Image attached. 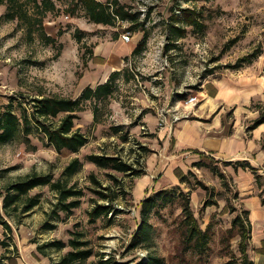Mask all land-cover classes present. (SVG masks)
Returning <instances> with one entry per match:
<instances>
[{"label":"rangeland","instance_id":"1","mask_svg":"<svg viewBox=\"0 0 264 264\" xmlns=\"http://www.w3.org/2000/svg\"><path fill=\"white\" fill-rule=\"evenodd\" d=\"M54 1L59 11L45 19V30L56 38L54 43H47L38 33L28 37L18 20L1 17L5 6L0 5V106L15 98V103L22 100L30 109L31 99L41 92L76 98L86 86L104 82L102 71L111 68L106 62L110 46L124 31L131 33V39L124 42L126 46L118 42L117 48L133 50L143 36V32L129 29L128 21L116 26L96 24L83 10L74 16L66 13L70 0ZM120 1L137 12L140 20L145 19L147 44L142 53L131 52L121 58L126 73L117 79L108 102L99 104L97 122L89 106L77 113L75 128L87 136L88 142L78 152L58 153L34 129L28 140L20 136L0 144V206L2 219L10 226L0 223V264H12V259L17 264L59 262L73 249L71 239L82 241L81 248L92 250L88 258L73 264H102L101 260L137 264L150 256L161 259L162 264H230L239 256L238 236H233L229 228L235 214L250 208L247 204L259 197L256 181L249 176L235 179L230 173L235 170L232 164L206 154L202 158L205 165L195 167L188 162L195 175L171 182V171L165 170L172 160L179 159L171 152L172 135H168L170 144L165 138L176 120L209 115L215 106L206 104L207 98L219 88L236 92L228 93L223 103L225 119L233 121L236 105L248 104L247 111L258 115L264 111V0ZM186 9L199 12L202 27L188 26L184 36L173 39L172 16L183 18ZM78 29L84 33L81 43L75 36ZM172 41L175 46L166 49ZM246 91L255 94L251 100L235 101L237 93ZM92 153L118 156L145 173L131 175L100 167L87 159ZM75 157L81 160V168L75 174H63ZM33 172L52 173L54 179L82 188L79 206L69 213L62 210L59 194L50 185H41L28 193L39 195V203L30 209L25 210L27 196L4 207L7 186ZM144 179H149V185L140 192L138 187L142 188ZM196 180L213 188L216 204L203 206L209 194ZM165 189L174 190L173 202L162 205L158 201L142 211L144 199L156 198L157 192ZM99 190L115 191L117 195L110 201L103 199ZM179 191L190 197L200 227L208 230L210 238L202 252L184 249L185 222ZM96 203H110L112 212L92 221L89 211ZM255 223L248 251L260 264L259 252L252 244L264 222L258 218ZM143 225L148 226L146 236L134 242ZM53 240L66 245L45 248L47 255L38 250V245Z\"/></svg>","mask_w":264,"mask_h":264},{"label":"trees","instance_id":"2","mask_svg":"<svg viewBox=\"0 0 264 264\" xmlns=\"http://www.w3.org/2000/svg\"><path fill=\"white\" fill-rule=\"evenodd\" d=\"M0 5L5 6V12L1 15L6 20H18L19 23L25 26L27 35L33 38L36 33L47 43H54L56 38L48 34L45 30V19L49 13H56L59 11V7L54 0H0ZM83 10L89 21L96 24H103L106 26H116L121 21H128L130 23L129 29L134 32L141 31L143 36L141 40L136 44L132 50L133 54H140L146 48L148 33L145 28V19L140 20L139 14L131 10L128 4L122 3L120 0H70V3L66 6L65 12L74 16L77 11ZM199 12L195 10L186 9L183 18H179L177 14H174V22L170 26V37L177 39L182 37L187 32V27L191 26L192 29L201 28L202 22L198 19ZM181 21V25L178 24ZM61 33V29L58 30ZM83 31L78 29L75 32L78 43H81L83 38ZM118 34H115L116 39ZM175 46V42H170L166 49ZM261 51V49L259 50ZM258 53V52H257ZM248 59L243 57L242 60ZM235 64L234 66H238ZM126 68L120 70H114L110 73L107 80L103 83L97 84L95 87L86 86L81 94L76 97H64L58 94H45L39 93L31 99L32 104L30 109L23 104L22 100L12 98L6 103L0 106V144L6 143L17 137L22 136L28 140L36 129L41 132L46 138L47 142L53 146L58 153H75L80 150L87 142V136L78 128H75V118L77 113L85 110L88 106L94 113V120L97 122L99 116V104L107 103L109 97L116 89V81L122 75H125ZM15 100V101H14ZM18 109V111L16 110ZM264 122V111L252 121L251 128L258 126ZM118 130L117 127L114 128ZM151 152L152 150H147ZM198 153L200 158L193 162V166L205 165L202 158L206 156L204 152L194 150ZM87 159L96 165L103 168H111L125 174L141 175L144 174L143 169H136L133 164L128 163L122 158L109 155V154H88ZM213 159V156H209ZM81 160L78 157L73 158L64 168L63 174L72 175L75 174L81 168ZM227 164H232L237 170L239 167L243 169H250L254 174L256 183L260 188L259 196L260 202L264 206V174L260 173L259 168L253 166L248 160L241 159L236 161H225ZM4 169V171H7ZM0 171V177L2 176ZM188 174H194L190 169L187 173L179 175L181 181L187 178ZM219 176L222 179L226 178L224 172H220ZM95 180V179H94ZM96 181V180H95ZM197 184L202 185L208 193V198L203 201V206L216 204L217 201L213 198L214 192L208 184H205L202 180H196ZM228 181L224 183L227 184ZM50 185L59 194V204L61 209L71 212V209L79 206L81 203V197L84 194L82 188H77L74 185H67L62 179H54L52 173H38L33 172L25 175L23 178L10 183L7 186L8 192H6L3 201L4 207L21 201L23 196L26 197L25 210L30 209L34 205L39 203V195L28 196L30 190L37 186ZM111 191L112 189L106 188ZM209 191V192H208ZM103 199L112 201L117 193L97 191ZM181 194V207L184 214L185 231H184V249L189 251L190 249H196L202 252L208 244L209 233L208 230H203L194 214V211L190 204V197L187 193L179 191ZM175 197L174 190L165 189L157 192L156 198H146L142 201V211L151 209L158 201L162 205L173 202ZM0 206V223L10 228L9 224L2 219V210ZM112 212V205L110 203L101 204L96 203L89 211L90 218L95 221L100 216H107ZM250 211L244 208L240 212H237L232 218L231 227L229 231L233 236H238V250L239 256L231 259L230 264H253V259L249 256V244L252 238V224L249 219ZM147 225H143L140 230L134 236V242L139 241L140 237H145L147 233ZM264 232V230H263ZM66 244L61 240H53L46 244L38 245V250L44 255H47L45 248L56 247L58 249L64 247ZM70 245L73 247L59 262H51L50 264H73L76 261H83L92 255L90 248H81L82 241L71 239ZM259 253L264 254V238L261 241V246L257 248ZM102 264H109L106 260H101ZM12 264H17L16 260L12 259ZM137 264H162V260L156 257L150 256L144 262H138Z\"/></svg>","mask_w":264,"mask_h":264},{"label":"crops","instance_id":"3","mask_svg":"<svg viewBox=\"0 0 264 264\" xmlns=\"http://www.w3.org/2000/svg\"><path fill=\"white\" fill-rule=\"evenodd\" d=\"M120 41L123 42L122 45L126 46V43H124L121 38L118 41L116 40V43L110 46L108 61L106 59V62L108 65L110 64L111 68L102 71V80L104 82L112 71L123 68L124 62L121 58L132 52L131 48L127 50L117 48L116 44ZM97 52L96 54L106 57L105 54ZM100 83H96V85ZM96 85L92 87H95ZM224 90L226 89L219 88L216 93L212 94L210 92V97L207 98L206 104L209 106H215V108L209 113V115L205 117L198 115L195 119L191 120H176L172 130L168 132L167 137L165 136V143L170 144L168 135H172L170 139L172 141L171 152L173 156L179 159L178 161L172 160L167 165L165 173L171 171L169 181L176 182L180 174L186 173V170L190 169L188 162H192L193 166V162L199 159L196 158L199 154L194 152V150L204 152L205 154L216 157L217 159H222L223 161L246 159L253 166L259 168L260 173L264 174V122L254 128L250 127V124L258 116V113L255 114V112H248L245 107L248 106V104H245L242 107L236 105L234 108L233 121L225 119L222 112L224 111L223 103L227 102L228 93L233 95L236 92L231 93ZM253 95L250 94L249 91H246L245 93H237V96L234 99H236L235 101H239L240 99H243V101H246L247 99L251 100V98L254 97ZM209 99L213 101L215 100L219 103H217V105L209 104L211 103ZM157 167V169H159L160 165L158 164ZM171 167L173 168L171 169ZM147 169H149V167H147ZM230 173L235 179L240 178V180H242L243 176H249L248 178L251 179V181H256L254 174L250 169L240 168L237 170L235 169ZM144 181L145 182L141 185L142 188L138 187V191L140 192L149 185V179H144ZM240 190L242 191L243 189L241 188ZM252 203L253 204H247L250 206V208L247 207V209L250 211L249 219L252 224L253 238V231L256 229L255 221L257 222L258 218H260L263 219L264 222V206L260 202V196ZM263 230L264 223L259 226V235L254 243L252 242L254 248H259L261 246V241L264 238ZM258 254L260 261H262L260 264H264V254ZM253 261L255 264L256 260H254V258Z\"/></svg>","mask_w":264,"mask_h":264},{"label":"built area","instance_id":"4","mask_svg":"<svg viewBox=\"0 0 264 264\" xmlns=\"http://www.w3.org/2000/svg\"><path fill=\"white\" fill-rule=\"evenodd\" d=\"M121 39L124 41V42H129L130 39H131V33L129 31H124L122 34H121Z\"/></svg>","mask_w":264,"mask_h":264}]
</instances>
